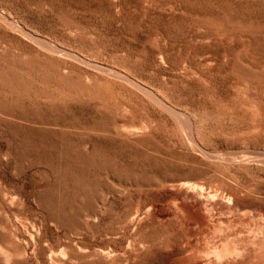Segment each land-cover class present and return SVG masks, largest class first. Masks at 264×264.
<instances>
[{
  "label": "rangeland",
  "instance_id": "374dc122",
  "mask_svg": "<svg viewBox=\"0 0 264 264\" xmlns=\"http://www.w3.org/2000/svg\"><path fill=\"white\" fill-rule=\"evenodd\" d=\"M0 53V264H201L180 202L264 264V0H0Z\"/></svg>",
  "mask_w": 264,
  "mask_h": 264
},
{
  "label": "bare ground",
  "instance_id": "6f19581e",
  "mask_svg": "<svg viewBox=\"0 0 264 264\" xmlns=\"http://www.w3.org/2000/svg\"><path fill=\"white\" fill-rule=\"evenodd\" d=\"M1 54V53H0ZM8 60V59H7ZM14 64H16V63H14ZM18 66V65H17ZM20 67V66H19ZM18 67V68H19ZM191 125V124H190ZM189 138H192L191 136H188ZM241 152V151H240ZM252 153V152H251ZM236 154V153H235ZM234 154V155H235ZM257 154V153H256ZM215 156V155H214ZM220 156V155H219ZM232 156V155H231ZM257 156V155H256ZM260 156V155H259ZM217 157V156H216ZM233 157V156H232ZM252 157V156H251ZM264 157V156H263ZM234 159H235V157H234ZM237 159H239V158H237ZM241 159H242V157H241ZM246 159V158H245ZM244 159V160H245ZM250 158H248L247 160H249ZM254 158H251L250 160H253ZM257 159H258V157H257ZM261 159H264V158H261ZM230 160V159H229ZM232 160H233V158H232ZM225 161H226V159H225ZM258 161V160H257ZM241 162V161H240ZM244 162V161H243ZM259 162V161H258ZM183 184V183H182ZM188 184V183H187ZM184 185V184H183ZM187 186V185H186ZM193 187L195 186L196 187V185L194 184V185H192ZM198 187V186H197ZM202 187V186H201ZM200 191V190H199ZM227 197V196H226ZM228 198L230 199V198H232V197H230V196H228ZM174 202V201H173ZM180 202V201H179ZM176 203V202H175ZM201 203V202H200ZM199 203V204H200ZM172 204H174V203H172ZM184 204H185V202H184ZM190 205H192L191 203H189ZM204 204V203H203ZM175 205H177V204H174V206ZM196 206V205H195ZM195 206H192V207H194V209L196 210L197 208H200V207H197V208H195ZM197 206H199V205H197ZM204 206V205H203ZM177 207V206H176ZM190 207V206H189ZM189 207H188V202H187V207L185 206V205H183L181 202L179 203V208H180V210H179V212L181 213L180 215L182 216V217H184L183 219H185L186 221L187 220H189V221H191V220H193L194 222H199L198 221V219H200V222L204 225V226H202V227H204L203 229L201 228V231L203 230L204 232H202V234H204V237L206 238V239H203V243L201 244L202 245V247L199 249V251L204 255V257L203 256H201V257H203V258H201V257H199L200 259H203V263H201V262H199V263H201V264H239V263H242V264H256L257 262H255L254 260H251L249 257V255L250 254H247L248 253V249H250V247H248V245H246L245 243H243V242H241L240 240H238L239 239V237H238V239L237 238H235V234H232V235H229V231L227 230V232L225 231L224 232V230H226V227L227 226H229V225H232V224H230L231 223V221L233 220H231V218H230V220H228V221H230L229 222V224L227 225V226H222L221 225V223L220 222H218V221H210V220H213L211 217L209 218H205V217H207L208 216V214L205 216L204 214H206V213H204V210H203V212L201 211V213H204L203 215L205 216V217H203L202 215H201V213L199 212L200 211V209H199V211H198V213H200V214H197V215H194L195 213L194 212H196V211H193V214L191 213V211L192 210H189ZM178 208V209H179ZM193 209V210H194ZM208 209V208H207ZM205 210H206V208H205ZM224 210V209H223ZM225 211V210H224ZM208 212V211H207ZM211 212V211H210ZM219 212H222V209H221V211H219ZM229 212V211H228ZM197 213V212H196ZM209 213V212H208ZM231 213V212H230ZM219 214V213H218ZM221 214V213H220ZM229 214V213H228ZM233 214V213H232ZM177 215H179V214H177ZM210 215V214H209ZM223 215H225L224 213H223ZM231 215V214H230ZM180 216V217H181ZM228 216V215H227ZM215 217V216H214ZM217 217H218V215H217ZM235 217V216H234ZM167 218V217H166ZM243 218V217H242ZM258 218V217H257ZM261 218H264V217H261ZM131 219V218H130ZM159 219V218H158ZM210 219V220H209ZM182 219H180V221H181ZM202 220V221H201ZM227 220V219H226ZM245 220L246 221H249V220H247L246 218H245ZM244 220V221H245ZM253 220V219H252ZM260 220V219H259ZM264 220V219H263ZM196 222V223H197ZM233 222V221H232ZM240 222H242V221H240ZM254 222V221H253ZM175 223V222H174ZM180 223V222H179ZM182 223V222H181ZM228 223V222H227ZM192 224V223H191ZM224 224V223H223ZM233 224H234V222H233ZM240 224H242V223H240ZM186 225V224H185ZM194 225V224H193ZM182 226H184V224L182 225ZM195 226V225H194ZM237 226V225H236ZM236 226H234V227H236ZM244 226V225H243ZM254 226V225H253ZM237 227H240V226H237ZM163 228V227H162ZM188 228V227H187ZM186 228V229H187ZM230 229H232V227H229ZM255 228H256V226H255ZM190 230V229H189ZM197 230V229H196ZM235 230V229H234ZM251 230H252V227H251ZM255 230V229H254ZM253 231V230H252ZM251 231V232H252ZM257 232V231H256ZM231 233H233V231L231 232ZM254 233V232H253ZM189 234V233H188ZM193 234H194V232H193ZM201 234V233H200ZM239 234V232L238 233H236V235H238ZM256 234V233H255ZM254 234V237L256 236ZM162 235V234H161ZM262 235H264V232H263V234ZM188 236H190V235H188ZM200 236V235H199ZM191 237V236H190ZM237 237V236H236ZM253 237V236H252ZM252 237H251V239H252ZM192 238V237H191ZM202 237H200V239H201ZM250 239V238H249ZM247 241V240H246ZM245 241V242H246ZM252 241H254V240H252ZM189 242V241H188ZM247 243V242H246ZM249 246H251V242L249 243ZM198 247V246H197ZM196 247V248H197ZM248 247V248H247ZM256 249H255V248ZM254 247H252V248H254V250H264V237H262L261 239H257V240H255V243H254ZM195 248V249H196ZM198 250V249H197ZM252 250V249H251ZM260 250V251H261ZM194 251V250H193ZM2 252V251H1ZM199 252V253H200ZM249 253H251L250 251H249ZM254 253H256V252H253V254ZM260 253V252H259ZM262 253H264V251L262 252ZM261 253V254H262ZM188 254V253H187ZM196 254H198L197 252H196ZM195 254V255H196ZM192 255V254H191ZM195 255H192L191 257H193V256H195ZM199 255H201V254H199ZM252 255V254H251ZM197 256V255H196ZM195 256V257H196ZM253 257H254V255H252ZM5 257V256H4ZM198 257V256H197ZM188 258H189V256H188ZM198 258V259H199ZM190 259V258H189ZM197 259V260H198ZM199 259V260H200ZM195 260H196V258H195ZM189 261V260H188ZM191 263H193V261H192V258H191ZM7 262V261H6ZM184 262H185V259H184ZM198 262V261H197ZM257 264H259V262L257 263Z\"/></svg>",
  "mask_w": 264,
  "mask_h": 264
}]
</instances>
